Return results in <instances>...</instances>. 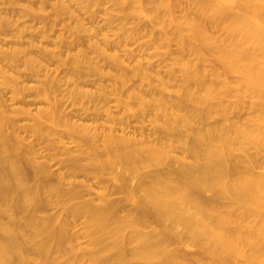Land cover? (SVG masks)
<instances>
[{
	"label": "rangeland",
	"instance_id": "1",
	"mask_svg": "<svg viewBox=\"0 0 264 264\" xmlns=\"http://www.w3.org/2000/svg\"><path fill=\"white\" fill-rule=\"evenodd\" d=\"M32 2L0 0V112L16 119L18 132L9 133L13 140L18 137L20 154L34 144L38 161L50 165L45 178L52 184L61 182L68 192H81L77 198L67 194L64 206L53 199L55 206L40 213L62 214L70 225L67 248L73 250L51 263L90 264L84 250L90 246L86 229L91 212L85 204L93 198L98 204L95 196L105 195L126 207L107 217L111 230L118 222L123 227L117 245L112 237L103 238L102 259L107 264H264V254L253 253L264 242V115L255 123L250 94L240 97L238 73L226 70L206 45L162 25L164 7L151 0H49L43 10ZM53 13L62 16L49 25L55 20ZM183 13L179 8L175 16ZM209 38L219 45L229 41V34L212 28ZM77 39L83 44L68 47ZM111 40L116 41L113 46ZM196 47L200 54L192 51ZM120 60L128 70L115 67ZM53 75L54 85L49 87ZM46 78H51L49 86ZM163 99L167 106L182 100L187 108H168ZM40 120L46 126L41 134L34 131ZM124 123L134 132L174 129L168 133L173 144L159 146L162 151L147 142L110 149L101 133ZM253 123L254 139L244 132ZM255 156L259 159L251 172L259 173L256 178L248 173ZM125 158L129 167L121 163ZM203 161L215 171L186 174L189 177L155 173ZM232 165L240 171L231 174ZM126 166L129 169L122 168ZM125 180L129 188L130 183L122 184ZM187 193L199 198L184 196ZM220 234L229 237L231 246L232 240L252 245L238 251L230 247L226 257L219 258L212 240ZM139 240H146L156 255H135Z\"/></svg>",
	"mask_w": 264,
	"mask_h": 264
},
{
	"label": "bare ground",
	"instance_id": "2",
	"mask_svg": "<svg viewBox=\"0 0 264 264\" xmlns=\"http://www.w3.org/2000/svg\"><path fill=\"white\" fill-rule=\"evenodd\" d=\"M182 1L186 3V7H183L181 5ZM151 2L158 7L159 6L164 7L163 14L159 16V18H161L162 20L161 21L162 25H167L171 27L173 29V32L178 34L180 37H183L185 36V34H187L191 39H194L199 44L206 45L207 48L211 51L212 56L215 57V59L226 70H229V72L238 73L236 84L239 86V89L241 91L240 97L241 96L243 97V95L244 97L245 96L248 97V95L250 94L249 95V98H251L250 106L253 109V115L256 117V120L254 121L255 123H257L258 120H260V118L264 115V0H175L174 2H169L167 0H151ZM32 3L33 5L35 4L40 10H43L46 7L47 3H49V0H35V2ZM158 7H156V9ZM179 8L182 11H184L182 17L175 16V12ZM66 12H68L67 14H69V16H74L75 13L73 12V10L71 11V9H68ZM157 15L160 14L157 13ZM35 16L38 15L36 14L34 15V17ZM43 16L40 17L43 18L44 20V18H46L48 15L46 17ZM51 16L52 15L48 16L49 19ZM60 16H62L61 13L59 14L57 13L54 16H52L51 18L55 20L52 21L51 23L50 20L52 19L48 20V18H46L47 21L50 23L48 24L49 25H51L52 23L54 24L55 21L58 20ZM47 21L44 22L47 24ZM47 26L48 25H46V27ZM212 28L224 29L229 34V41L222 40V42L219 45L216 44L215 41L209 38V33ZM44 33L43 35L45 36ZM205 35L207 36L205 37ZM88 37H90V39L92 40L91 36ZM47 39H49V37ZM82 40L84 39H81V41ZM119 41L120 40H118V42ZM111 42H109L111 46H113L112 45L113 43H116V41L113 42L112 40ZM75 43H77L78 45L81 44L80 40L77 39L74 42L72 41L71 44H69L68 42V47L69 46L70 48H73V46L76 47L77 44ZM119 44L118 46H120ZM65 45H67V43ZM192 51L194 52V54H200L201 50L196 47ZM125 60H127V58ZM118 62L117 64H115V67L122 70H125L127 68V67L125 68V65L122 64V61L119 64ZM79 66L81 65L78 63L76 67L79 68ZM122 70H120V72ZM38 75H40V73ZM55 76L53 75V79L50 78L51 81L50 79L47 80L46 78L47 80L46 86H49L50 82H51L50 85L51 84L54 85ZM83 76L85 75L83 74ZM124 77L126 79L128 76L127 77L124 76ZM86 79L90 80V78H86ZM125 79H123V81H125ZM81 81H83V79ZM84 83L86 84V82ZM124 85L127 87V84ZM49 87H52V85ZM153 88L152 89L150 88L151 90L149 88H146V91L150 90L152 92V90H154ZM154 93L150 95H153ZM242 93H247V94L241 95ZM243 99L242 102L245 103L248 102L247 99H246L247 101L245 100L243 101ZM163 102L164 105L168 108L174 106L175 108H187L186 103H184L182 100L176 101L175 105H173V103H169L172 104V106L169 105L167 106V101L165 99H163ZM60 103L62 102L60 101ZM55 104H53V106L55 105L54 108L56 109L58 114H61L60 109H58L59 106L57 105L58 103ZM248 108L251 110L249 106ZM51 113L52 112L50 111V114ZM141 115L142 114H140V116ZM202 122L201 124H203ZM124 124L127 127V124L126 123ZM125 126H122V128L121 127L110 128L109 132L103 131L101 133V139L105 142L107 147H110V149L114 147H116L117 149L118 147L120 149L122 148L126 150V148H129L132 145L138 144L140 142H147L152 146L158 145V147L159 146L170 147L173 144V142L171 143L172 140L170 141L168 136V133L170 132L168 128L164 127L166 130H169L168 132L164 130L165 133L167 134H165L164 132L156 133L157 129L155 127H154L156 130V131L154 130L155 132H153L152 130V132L147 133L143 131L145 130L143 129L141 130V132H139L140 130L139 131L135 130L136 132H138L136 133L134 132V129L131 130V127L128 130V127L126 128ZM253 126L246 127V129L244 130L245 135L252 139L255 138L254 133L256 130V129L254 130L255 126L254 127ZM9 129H12V132L17 134L18 126L16 124V119L10 115L4 114L1 111L0 112V264H52L51 260L53 259L58 260L65 253L71 252L73 250L72 247L67 248V242L71 240L70 238L71 236L68 229L69 228L68 226L70 225L66 217H64L62 214H54L47 217H42L40 213L47 211L49 208H53L55 206V201L53 199H56L58 204L64 206L67 200L66 197L67 194L70 195V198H77L80 196L81 192L80 191L68 192L60 184L61 182L56 184L50 183L48 179L45 178V173L48 172L50 167V165H48L49 163L47 162V160L38 161V157L40 156L34 144L28 145L23 151V153L20 154L19 149L21 148V146L18 137L17 136H16L17 138L13 137L15 138V140H13L11 138V134L9 133ZM45 129L46 126L42 120H40L38 122V125L34 127V131L39 134H41V132H44L43 130ZM173 130L174 129H172L171 133H173ZM88 138L91 141V138L90 137ZM161 149L163 148H160V150ZM166 149L167 148H165V150ZM186 151L187 150H185V153ZM126 155L128 156V154ZM123 157H125V154H123ZM257 158L258 157L256 156L254 157V160L256 161L253 160L251 165L257 162ZM46 159H48V157ZM124 160L126 161V158L121 161V163H123L122 165L125 164L129 167V165L126 164ZM258 161L260 162V160ZM191 164L190 165L185 164L188 166H184L180 169L177 168L174 170L171 169L172 168L171 167L170 170H167L168 169L167 168L166 170L156 171L155 173L156 175L162 174V175L172 176L174 174L175 175L177 174V176H185L186 174L190 175L191 173L193 174L195 172H197L196 174H200V173L207 174L212 171H215L216 169V168L213 169V165L210 162L203 161L200 163H195V165L192 164L193 166H191ZM127 166L122 168L129 169ZM253 166L254 165L248 167V170L251 168L248 171V173L255 169L252 168ZM238 167L239 166L237 165H232L229 168V172L231 174L238 173L240 171L238 170L240 169ZM260 167H257L256 169L258 170V168ZM255 172L250 173V175L254 178H256L259 175V173H255ZM120 174L122 175V177H126L127 175L125 174L124 176L123 172H120ZM117 176L119 177V173ZM122 177H119L120 178L119 180L121 182L123 180ZM58 180L61 181V178ZM128 180H125L126 183H124L125 181H123L122 184L125 185L127 183H130L127 182ZM122 184L119 185L117 191L121 192V190H123L124 185L122 186ZM129 185H131V183L128 184V188ZM113 190L115 191V188ZM187 194H185L184 196L192 199L194 198L196 199V197L198 196L192 193H187ZM99 196H95V199L98 197L100 203L98 204L95 203L93 198L88 202H86L85 204L88 206L89 209L88 211L91 212L88 217L89 220L87 222V229H86L88 230L86 232L89 236L90 246L84 250L85 252L84 255L86 256V258L90 260V264H107L102 259L103 258L102 251L104 249L103 246L104 244L102 243H104V239L106 237L107 238L112 237L113 239L112 241L115 243V245H117L118 243L117 241L121 239V233L123 230L122 225L118 224L119 222L115 223L117 221L114 222L115 229L111 230L110 225L107 221V217L108 216L115 217L119 212H122L126 209V207L124 208V205L121 204V202L119 201L106 198L105 195H102L100 197ZM168 201H170L168 203L170 204L171 200ZM155 205H157L156 207H160L158 206V204ZM193 229L197 230V227ZM139 241H140L139 247L134 252L135 255L141 257H153L156 255V253L149 248V244L147 243L146 240H139ZM212 245L214 246L215 255L218 256L219 258H225L227 253L229 252L230 247H231L230 251H234V250L238 251L239 249L242 250L245 246H249L252 244H250L249 242H246L244 244L240 240L237 241L232 240V246H231V241L229 240V237L226 234H220L219 237H217L215 240H212ZM253 253L255 255L264 254V242L258 243L254 247Z\"/></svg>",
	"mask_w": 264,
	"mask_h": 264
}]
</instances>
